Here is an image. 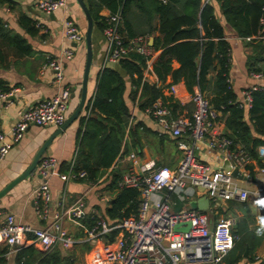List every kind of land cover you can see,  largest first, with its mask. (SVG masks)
Segmentation results:
<instances>
[{
	"label": "built area",
	"instance_id": "built-area-1",
	"mask_svg": "<svg viewBox=\"0 0 264 264\" xmlns=\"http://www.w3.org/2000/svg\"><path fill=\"white\" fill-rule=\"evenodd\" d=\"M211 1L203 0V4ZM65 4L66 0L37 1L38 9L45 13L62 8ZM262 10L260 29L255 36L257 38L264 37V7ZM121 19L120 11L109 13L105 19L102 29L107 45L105 61L115 63L128 50H134L149 56L146 69L149 68L151 49L148 47L147 37L138 36L127 42L119 31ZM65 36L75 43L84 40L83 32L72 18L65 21ZM246 39L251 40L252 37ZM65 54L69 57L71 51L66 50ZM62 63L61 58L48 56L39 72L53 70L52 82L59 86L63 77ZM250 75L256 82L242 90V97L237 102L240 108L249 109L253 92L264 89V75L261 72H251ZM143 77L145 79L144 75ZM169 90L174 91V85ZM8 95V92L0 90V109L7 102ZM69 97V89L63 87L52 97L19 110L17 119L9 130L0 131V160L22 138L30 125L60 127L66 119ZM190 101L193 103L190 117L174 115L169 105L161 99H156L145 109L158 125L176 139L181 156L176 166L169 168L156 166L154 161L141 163L133 151L126 154L129 165L122 173L118 186L134 188L139 192L140 209L137 215L123 218L117 226L110 227L104 220L95 219L86 235L88 241L99 240L114 228L120 229L119 236L112 241L103 240L99 248H96L95 257L99 264H222L237 238L232 230L234 219L222 216L212 224L206 211L185 206L193 197L202 193L214 203L217 200L245 202L250 194L255 195L260 209L258 221L264 226V178L258 181L255 189L249 190L242 187L231 173L237 169L246 176L245 169L252 161L251 156L241 145H236L233 150L228 149L233 146V142L225 135L220 111L211 105L198 86L194 87ZM203 142L209 148L225 150L231 170L211 168L208 162L199 159L198 153ZM258 152L264 157V145L259 146ZM60 164V160L52 156L42 157L38 164V173L43 181L34 189L33 195L36 213L43 219L49 217L51 204L48 178ZM258 173L264 175V165L259 168ZM85 176V171L74 170L73 161L67 172L62 174L64 180L84 179ZM177 203L184 205L177 210L174 208ZM84 206V197L80 195L72 204L61 206L44 228L21 224L13 214H6L2 220L3 212L0 211V243L13 250L29 245L37 246L44 252L56 246L70 248L77 242L66 232L63 221L65 218H80ZM186 223H189L188 230L175 229V226L184 227Z\"/></svg>",
	"mask_w": 264,
	"mask_h": 264
},
{
	"label": "trees",
	"instance_id": "trees-1",
	"mask_svg": "<svg viewBox=\"0 0 264 264\" xmlns=\"http://www.w3.org/2000/svg\"><path fill=\"white\" fill-rule=\"evenodd\" d=\"M219 5L222 22L217 17L212 4L203 0H87L94 27L102 31L106 14L120 11L119 31L125 40L144 35H152L150 45L160 51L152 63V71L157 83L143 77L149 58L128 50L117 62V67L103 66L97 73L93 95L87 101L83 114L79 117L81 135L74 157V170L86 172L85 179L96 182L101 173L110 168L120 154L121 145L128 129L132 146L140 144L141 133L147 131L142 122L129 124L130 107L124 94L127 82L130 84L129 98L137 108L144 111L156 99L169 105L176 115L180 104L164 90L172 84L183 82L186 90L193 94L194 87L220 111L224 122L225 135L233 144L241 145L252 157H257V149L264 145V89L253 92L251 107L246 111L238 107L230 85L231 68L229 43L226 30L243 38L257 35L259 19L263 13L264 0H215ZM11 6L10 0H0V6ZM18 23L29 34L36 33L34 21L19 13ZM264 34V31H263ZM84 41V40H83ZM247 55V72H261L264 75V42L255 40ZM31 54V47L25 38L4 26L0 17V67L8 68L12 62ZM0 83V90L8 92ZM128 150L124 146V152ZM260 164L264 162L259 160ZM69 164L64 167L68 169ZM121 169L112 167L109 171L108 187L114 189L113 197L105 208L104 219L112 223L131 215L140 209L139 192L134 188L118 187ZM183 206L177 204L175 209ZM93 223V220H90ZM235 232V231H234ZM252 230H243L237 235L234 246L224 258L226 264H235L243 258L249 245V257L259 239ZM118 230L108 235L112 241ZM76 245V244H75ZM4 246L0 253H4ZM76 248L63 252L54 247L47 253L33 245L18 250L15 264H75ZM2 260V258H1Z\"/></svg>",
	"mask_w": 264,
	"mask_h": 264
},
{
	"label": "crops",
	"instance_id": "crops-1",
	"mask_svg": "<svg viewBox=\"0 0 264 264\" xmlns=\"http://www.w3.org/2000/svg\"><path fill=\"white\" fill-rule=\"evenodd\" d=\"M37 1L38 0H10L12 3L10 7L7 3L0 6V17L3 20L4 26L25 38L31 47L30 55L25 56L21 60L12 62L8 68L0 67V83L9 88L7 102L4 103L0 109V131L9 130L10 126L16 121L19 110L27 109L38 101L52 97L60 88L67 87L70 91L66 118L71 114L79 102L85 62V45L84 41L81 43H75L66 38L65 21L68 18H72L79 29L84 33L86 20L83 12L76 0H66L64 7L49 13L40 11L37 7ZM84 1L87 4V0ZM210 4L213 5L217 17L222 22L219 5L215 0H212ZM20 12H24L26 16L34 21V26L36 27L35 34H29L19 25L18 18ZM109 13L110 12L107 9H102L100 11L101 15H108ZM144 36L147 37V43L148 47L151 49V53L149 59L150 66L143 71V75L147 81L157 83V77L152 71V63L156 60L160 51H155L150 47L153 40V34ZM255 36L256 35H250L248 37H252V39L247 40L246 37H237L231 31L226 30V40L229 43L231 59V68L229 71L230 85L235 94L236 103L242 97V90L256 82L251 77V72H247L246 67L247 55L251 52V43L259 39H262L264 42V37L257 38ZM92 44L93 62L88 76L86 103L94 93L98 71L103 66L117 67L118 62L108 63L105 61L107 45L102 35V31L95 27L92 35ZM66 50L71 51L69 57L65 54ZM48 56L61 58L63 61V77L59 86L52 82L54 78L53 70L49 69L44 73L39 72L41 65L45 62V59ZM126 84L127 89L124 98L130 107L131 116L129 118V124L142 122L147 128L146 132L141 133L140 144H136L135 146L131 145L132 142L130 136H128L127 129L119 156H117L110 168L101 173V176L95 183L85 178L64 180L62 174L66 173L68 170L66 169L65 171L64 167L68 164L70 166V163L74 161L75 153L77 151L82 129L79 117L83 114V110L78 118L69 123L61 132L53 136L41 156V158L44 156H52L61 162L60 166L48 178V184L51 191L49 217L43 219L36 213V201L33 191L43 181V177L38 173V165L28 177L14 185L0 198V211L3 212V216L1 217L2 220L6 214H13L16 220L21 224L28 225L32 228H44L48 222L51 221V216L61 209V206L66 207L67 205L72 204L78 196L83 195L85 206L81 217L77 219L65 218L63 221V226L66 232L76 239V245L74 244L70 248L56 246L63 252H68L76 248V252L73 255L75 264H99L95 257L96 248H99L103 240H108V235L114 229L118 230L115 237L120 235V229L114 228L110 232L104 234L99 240L88 241L86 236L96 218L105 221L103 218L105 208L108 206L110 199L114 194V189L108 187V177L111 168L114 166L121 169L122 175L129 165V161L126 159V154L130 151H133L138 155L141 163L154 161L156 166H167L169 168H174L181 156V152L177 149L176 139L171 136L170 132L158 125L145 110L140 111L137 108V98L135 101H132L129 98L130 84L129 82ZM172 85H174V91L170 92L169 88H166L164 94L172 95L174 100L180 104L181 108L176 112L177 115L190 117L193 110V103L190 101L191 94L186 90L183 82H178ZM243 109L246 111L248 110L246 108ZM221 122L225 132L224 122L222 120ZM58 128L59 127L52 125H30L26 129L22 138L17 143L13 144L7 155L0 160V190L28 167L36 152L51 135H54ZM185 138L188 139L186 135ZM125 145L128 147L126 152H124ZM201 146L202 148L198 153V158L202 161L208 162L211 165V168L222 169V166L227 159L225 150L217 147L209 148L206 142H203ZM235 147L236 146L233 144V146L228 149L233 150ZM175 149L179 151L180 154L178 153L177 155ZM251 158V163H249L245 169L246 176L242 171L237 169L239 176H235L239 184L249 190L255 189L258 181L264 178V175L258 173L259 168L264 165V163L260 164L259 160L264 162V157L259 154L257 149V157L255 158L251 156ZM201 196L207 197L206 194L202 193V195L195 196L190 201L200 198ZM250 196L256 198L253 194H250L249 198ZM174 198L175 196H173V199ZM228 201L238 202L233 200ZM228 201L217 200V203H214L209 200V209L206 211L209 217V222L213 224L218 218L224 216L223 212L218 209L219 203H226ZM177 204L184 205L182 203ZM248 204L252 216L256 217L250 226L251 228H254L252 231H254L253 233H255L259 241L250 260H247L249 257L248 252L247 257L242 255L243 258L235 264H264V250L259 252L262 250L259 249V247H264V226L258 221V215H255L252 212L253 207L257 209L258 213L260 209L257 206V199L255 202L250 199ZM185 206L189 207V203L187 205L185 204ZM91 219L93 220V223L90 221ZM241 219L245 222L243 218ZM120 221L112 223L105 222L108 226L112 227L117 226ZM235 221L236 220H234V223ZM91 242L94 243V260L91 259L87 252V246ZM4 246L8 245L0 243V251ZM247 246L249 248V245ZM34 247L43 253L49 252H44L37 246ZM18 250H13L12 247L8 246V249L4 253H0V264H15ZM224 258L222 264H226Z\"/></svg>",
	"mask_w": 264,
	"mask_h": 264
},
{
	"label": "water",
	"instance_id": "water-1",
	"mask_svg": "<svg viewBox=\"0 0 264 264\" xmlns=\"http://www.w3.org/2000/svg\"><path fill=\"white\" fill-rule=\"evenodd\" d=\"M77 4L79 5L81 11L83 12V15L86 20V26L84 30V45H85V62H84V68H83V74H82V80H81V92H80V98L77 106L75 109L71 112V114L65 119L64 123L56 130L54 135H51L40 147V149L36 152L34 158L32 159L31 163L28 165V167L20 173L17 177L12 179L9 183H7L1 190H0V198L6 194L14 185H16L21 180H24L26 177H28L35 167L38 165L40 158L46 149L47 145L50 143L53 136H55L57 133L61 132L65 127L71 123L73 120L78 118V116L81 114V112L84 110L85 103H86V97H87V84H88V76L90 67L93 62V44H92V35L94 31V22L93 18L91 16V13L89 11V8L84 0H76ZM222 169L224 170H231L230 168V162L228 159L225 160ZM233 176H239L238 171L232 170L231 171ZM257 187V186H256ZM200 191H203L202 188H199ZM189 207L192 209H198L202 211H207L209 209V200L206 196H201L200 198H197L195 200H192L189 202ZM252 212L255 215H259L257 209L253 207ZM189 223H186L184 227H181L180 225L175 226L176 230H188ZM93 242H91L87 246V252L89 253L92 260H94L93 257ZM249 252L248 246H246L243 256L247 257Z\"/></svg>",
	"mask_w": 264,
	"mask_h": 264
},
{
	"label": "rangeland",
	"instance_id": "rangeland-1",
	"mask_svg": "<svg viewBox=\"0 0 264 264\" xmlns=\"http://www.w3.org/2000/svg\"><path fill=\"white\" fill-rule=\"evenodd\" d=\"M178 153L180 154L179 151H177V155ZM250 199L254 202L256 201V198L253 196H250L248 201ZM248 201L245 203L232 202V201H228L226 203H222V202L219 203L218 209L221 212H223V215L225 217H229V218L236 220L235 223L232 225V230L233 232L235 231L238 235L243 234L244 229L246 230L254 229V228H251L250 224L255 220L256 217L252 216ZM241 218H243L245 222H243ZM259 249H262L261 251H259V252H262L264 250V247L260 246Z\"/></svg>",
	"mask_w": 264,
	"mask_h": 264
}]
</instances>
